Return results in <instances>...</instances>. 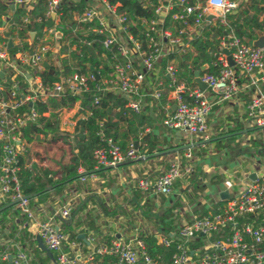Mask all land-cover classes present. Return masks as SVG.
Listing matches in <instances>:
<instances>
[{
  "label": "built area",
  "instance_id": "2783aa9c",
  "mask_svg": "<svg viewBox=\"0 0 264 264\" xmlns=\"http://www.w3.org/2000/svg\"><path fill=\"white\" fill-rule=\"evenodd\" d=\"M36 1L3 0L7 6L26 9L34 6ZM62 1L47 0L43 17H50L54 25L41 29L30 51H16L12 58L8 57L6 44L11 38L0 30V88L3 83H10L7 97L0 98V202L16 201L13 206L27 221L33 220L34 208L29 206L26 196L19 190L17 155L23 149L19 134L27 122L35 121L37 113L32 107L24 112H18V108L25 103L31 106L33 101H44L66 92L70 95L87 92L90 82L95 78L90 71L61 75L51 85H44L40 81L37 73L42 69L43 59L60 56L57 53L62 44H66V41L61 40V32L55 28ZM140 2L149 3L148 0ZM83 3L84 7L80 11L73 10L70 13L72 32L77 29L85 35H102V45L114 46L116 52L113 54L116 60L111 65L109 78L96 84L95 90L112 91L124 96L126 106L138 112L141 110V98L145 95L144 81L152 77L150 95L158 97L159 89L165 85L173 105L162 119V124L169 130L188 135L190 140L203 143L208 138L207 117L213 98L231 99L238 90V80L242 75L247 79L245 84L252 89L245 107L247 122L252 127H264V93L261 89L264 84V46L254 47L231 32L224 33L219 37L214 62L218 66L217 72H202L199 75L206 85L204 90H200L197 85L190 88L183 82H176L173 59L167 60L163 71L159 73L162 58L171 53H186L191 35L200 34L208 25L227 27L226 15L237 6L234 0H155L153 16L139 20L145 29V46L128 30V22L124 13L118 10V2L83 0ZM211 9L217 13H211L207 20L205 16ZM166 18L170 20L168 24H164ZM41 19L40 16L25 15L21 22L40 23ZM31 40L26 38L28 44ZM83 41L88 43L85 39ZM70 49H74V46ZM222 49L227 50L232 65L228 64ZM162 74L168 77L167 81L163 80ZM16 75H24L26 78V87L22 93L17 89L14 79ZM141 156L131 142L121 150L117 143L107 139L105 148L95 149L92 153V171L81 174L78 179L81 182L93 181L99 168L115 167ZM190 158L189 149L182 156H172L164 171L153 181L141 178L137 180L136 186L144 191L152 189L162 195L169 194L175 180L192 173ZM70 210V202L66 201L45 220L37 223V235L46 249L53 253L51 264H94L95 254L111 256L113 264H160L152 261L144 252L140 239L111 237L105 242L92 245L88 252L81 254V243L69 239L56 220L66 219ZM263 213L264 171L249 181L239 195L230 197L221 209L195 215L172 233L156 232L155 237L164 246L174 242L170 264H264V218L254 223L258 215ZM199 240L200 244L193 246ZM7 254L11 255L10 264H30L29 255L23 248L15 247L13 252H4L0 260L8 263Z\"/></svg>",
  "mask_w": 264,
  "mask_h": 264
},
{
  "label": "trees",
  "instance_id": "16d2710c",
  "mask_svg": "<svg viewBox=\"0 0 264 264\" xmlns=\"http://www.w3.org/2000/svg\"><path fill=\"white\" fill-rule=\"evenodd\" d=\"M109 1L119 3L118 10L124 13L128 22V30L142 46H145V29L139 20L149 19L153 16L152 8L155 0H148L149 3L146 4H142L140 0ZM46 2L47 0H37L36 4L28 9L17 6L7 16L8 6L3 0H0V25L1 21L5 19L8 22L6 37L12 39L16 36L19 39V42L11 47L6 46L8 57L12 58L16 51H30L37 40V36H40L41 29L54 25L50 17H43ZM83 7V0H79L77 3L73 0L62 1L58 15L59 21L55 28L61 32V40L66 41V44H62L60 48V52L65 54L57 58V62L52 58L45 57L42 61V69L37 74L44 85H51L58 80L59 76L73 72L89 73L93 70L97 74V79L94 78L90 82V89L87 92L78 95H70L66 92L58 96L48 97L44 101H33L31 106L25 103L18 108V112H24L32 107L37 113L35 121L27 122L19 134L23 149L17 155L18 170L16 175L19 190L22 195L26 196L30 207H33L36 202H43L49 195L59 194L64 185L75 181L81 174L92 171L94 164L92 153L95 149L105 148L107 139L117 143L121 150L125 149L129 142L134 143L135 141L138 143L135 149L140 155L151 154L156 150V139L149 132H145L144 129L151 127L155 120L164 118L166 110L161 106L164 95L162 93L159 95L157 105L152 101L150 107L145 105L140 111L134 112L126 106L124 96L112 91L95 90L94 86L96 84L109 78L112 71L111 65L116 60L113 54H116V52L114 46L104 47L102 45V35L94 33L85 35L77 29L72 32L73 22L70 13L73 10L80 11ZM25 15L30 17L40 16L42 19L40 23L23 24L21 18ZM226 19L227 27L213 26V28L204 30L202 35L191 38L189 41L190 48L183 55L171 53L162 58L159 73L163 71L167 60L174 59L175 70L173 74L176 82H183L190 88L195 86L192 73L201 65H206L202 72L215 74L218 66L214 62L218 52L220 36L231 32L247 43L255 39L258 34L264 33V0H241L237 11L228 13ZM169 22V18H166L164 24ZM86 25L92 24H84V26ZM30 28L35 30L36 36L28 44L26 31ZM210 31L212 35L208 37ZM215 36H218V38H214ZM84 39L88 43L84 42ZM71 46H74V49H70ZM117 59L120 58L117 57ZM7 72L11 74L9 71ZM161 77L164 81L168 80L165 74H162ZM14 79L17 82L19 93H22L26 87L25 76L16 75ZM9 84V81L2 84L0 98L5 99L7 97ZM262 91L264 92V84ZM147 99H151V97H147ZM75 104L79 108L75 113V116L78 115V117L75 119L71 131L60 130L59 116L61 111L71 109ZM151 113H155L156 118H152ZM47 136L48 139H46ZM43 140L53 143L61 141L69 146L68 158L63 159L55 169L43 165L41 160L30 162L29 146L31 144L39 145ZM172 147V145L169 146V148ZM34 154L35 158L40 159L36 152ZM78 168L83 171L78 172ZM177 184V182H174L173 187ZM48 187L49 189H47ZM7 202H0V207ZM223 202L225 201L214 203L211 207V213L221 209ZM9 214L10 219L7 217ZM17 214L18 210L11 209V207L0 211V255L4 252L13 251L9 240L17 241L22 248L26 245L22 241V236L15 235L17 231L16 224H21L25 220V217H20L15 224L12 218ZM171 215L172 208H168L161 211L156 218L158 223L162 225L165 234L174 228L173 224L164 221L165 218ZM261 218H264V213L258 215V219L254 223L261 221ZM8 219L10 223L4 224ZM76 224L78 223L74 225ZM88 225L95 231L91 222ZM59 227L68 235L69 239L80 241L76 238L77 232L74 231L73 227H70L67 223H60ZM24 229L25 227L21 226L20 233L26 234ZM138 238L142 241L144 252L152 261L160 264H170L174 242L164 246L157 241L155 233H141ZM29 243L33 244V240H29L27 245ZM44 259L43 261H46L47 258ZM0 264L8 263L0 260ZM94 264H113V258L105 254H95Z\"/></svg>",
  "mask_w": 264,
  "mask_h": 264
},
{
  "label": "crops",
  "instance_id": "0c3cea01",
  "mask_svg": "<svg viewBox=\"0 0 264 264\" xmlns=\"http://www.w3.org/2000/svg\"><path fill=\"white\" fill-rule=\"evenodd\" d=\"M234 1L237 6L230 13L237 11L241 0ZM9 6L7 16L17 7L13 6V9H10ZM209 12L205 19L206 17L210 18L211 13H217L214 9ZM7 27L8 22L3 19L0 25L2 34L6 33ZM207 28H213V26H205L200 34H193L191 38L202 35ZM26 34L29 40L36 36L33 29L27 30ZM211 35L210 31L208 37ZM259 35H264V33ZM214 38L217 39L218 36ZM10 40L11 46L19 42L16 36ZM247 43L249 44V41ZM223 50L221 52L225 54ZM58 57L55 55V62ZM173 63L175 65L174 59ZM246 80L244 76L239 77L238 90L231 99L213 98V104L207 117L208 138L203 143L190 140L184 133L167 129L162 124V119L155 120L151 127L144 129L156 139L154 152L119 163L115 167L99 168L95 172L96 179L93 181L81 182L77 178L75 181L67 183L59 194L49 195L43 202L34 203V218L31 221L25 219L23 223L16 224L18 218H23V215L18 213L13 216L12 219L17 227L15 235L22 236V241L26 244L23 249L29 255L30 264L52 263L53 253H48L37 245L35 239L37 223L45 220L55 212L60 204L66 201H69L71 205L68 217L56 220L59 225L67 223L73 227L77 235L80 233L84 235L85 241L76 235V238L80 239L78 242L81 243L80 253L84 255L92 245L105 242L111 237L133 240L139 239L141 233H165L162 225L156 220L160 212L165 209L172 208V215L164 219V221L173 224L174 228L167 233L170 234L176 226L190 221L193 216L211 212L214 203L226 202L230 197L239 195L249 181L264 171V127H252L247 122L245 107L250 99L252 89L245 84ZM152 83V77L144 81L145 95L141 98V109L145 105L150 107L152 101L155 105L159 103V96L150 95ZM161 93L164 95L161 106L166 110L164 114L166 115L172 108V102L168 98L169 91L165 85L159 89V95ZM208 96H210L209 93ZM147 97H151V99H147ZM78 109L75 104L71 109L61 111L59 127L65 125V120L61 121L60 118L71 116L73 120H68L66 123L71 131L75 119L78 117V115L75 116ZM150 116L156 118L155 113H151ZM139 140L138 137V142ZM132 144L134 147L138 145L135 141ZM170 145L173 147L169 148ZM186 149H189L191 153L190 162L193 171L188 177L175 180L174 182L178 184L174 187L172 185L169 194L162 195L152 189L144 191L136 186L137 180L141 178L153 181L164 171L172 156H182ZM30 159V162L35 161L31 154ZM78 170L83 171L81 168ZM223 192L226 193V198L220 199L219 195ZM225 202L222 203V206ZM11 209H15V207L12 205ZM9 216L10 214L7 217ZM9 219L4 224L10 223ZM86 222H91L95 231ZM75 223L78 224L74 225ZM21 226L25 227L26 234L20 233ZM29 240H33V244L27 245ZM9 241L13 251L15 247L22 248L17 241ZM199 244L200 240L193 243V246ZM45 257L47 259L43 261Z\"/></svg>",
  "mask_w": 264,
  "mask_h": 264
},
{
  "label": "rangeland",
  "instance_id": "374dc122",
  "mask_svg": "<svg viewBox=\"0 0 264 264\" xmlns=\"http://www.w3.org/2000/svg\"><path fill=\"white\" fill-rule=\"evenodd\" d=\"M60 120H65V125L60 126L62 128L61 130L70 131V127L66 126V123H68V120H73L72 117L66 116V118H60ZM46 139H48V136ZM35 152L38 154L40 159L34 157ZM29 153L35 161L41 160L43 165H47L55 169L57 167L56 165H60L63 159L66 160L68 158L69 146L65 143H62L61 141L53 143L43 140L39 145L31 144L29 146Z\"/></svg>",
  "mask_w": 264,
  "mask_h": 264
},
{
  "label": "water",
  "instance_id": "95a60500",
  "mask_svg": "<svg viewBox=\"0 0 264 264\" xmlns=\"http://www.w3.org/2000/svg\"><path fill=\"white\" fill-rule=\"evenodd\" d=\"M10 9H13V5H10L9 6ZM209 17H206V19H208ZM249 44L254 46V47H263L264 46V35H259L258 37H256L255 39L253 40H250L249 41ZM7 47H11V40L8 39L7 41ZM223 52L226 54V60L228 62L229 65H232V61L228 55V52L227 50H223ZM205 69V65H201L198 69L194 70L192 75H193V82L199 87L200 90H204L206 88V85L205 83H203L200 78H199V75L202 73V71ZM92 73L94 74V77L95 79H97V74L92 70ZM0 76H2V73L0 72ZM173 107V105H172ZM164 152H168V151H164ZM155 154H159V153H155ZM154 155V154H152ZM152 155H149V156H152ZM49 189V187L47 188ZM220 199H224L226 198V193L223 192L219 195ZM16 201H12V202H8L6 203L5 205H3L2 207H0V211L8 208V207H11ZM79 238H81L83 241H85V238H84V235L83 234H78L77 235ZM35 239H36V242H37V245L38 247H40V249L42 250H45L49 253V251L46 249V247L42 244V241L41 239L39 238L38 235L35 236ZM10 258H11V255L10 254H7V260H8V264H10Z\"/></svg>",
  "mask_w": 264,
  "mask_h": 264
}]
</instances>
